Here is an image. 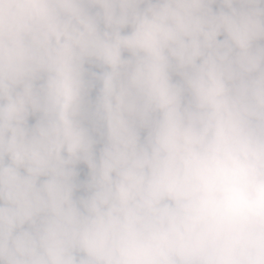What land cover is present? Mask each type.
<instances>
[{
    "label": "clouds",
    "instance_id": "9594fccd",
    "mask_svg": "<svg viewBox=\"0 0 264 264\" xmlns=\"http://www.w3.org/2000/svg\"><path fill=\"white\" fill-rule=\"evenodd\" d=\"M0 264H264V0H0Z\"/></svg>",
    "mask_w": 264,
    "mask_h": 264
}]
</instances>
